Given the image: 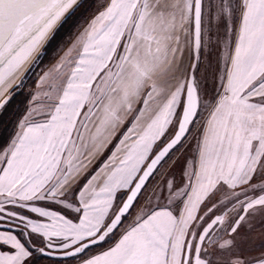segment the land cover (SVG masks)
<instances>
[{"label": "snow or ice", "instance_id": "1", "mask_svg": "<svg viewBox=\"0 0 264 264\" xmlns=\"http://www.w3.org/2000/svg\"><path fill=\"white\" fill-rule=\"evenodd\" d=\"M78 4L0 0V108ZM213 44L210 95L198 70ZM42 85L46 102L0 145V264H264L234 253L241 223L264 212V0H107ZM194 129L181 182L137 211Z\"/></svg>", "mask_w": 264, "mask_h": 264}, {"label": "rangeland", "instance_id": "2", "mask_svg": "<svg viewBox=\"0 0 264 264\" xmlns=\"http://www.w3.org/2000/svg\"><path fill=\"white\" fill-rule=\"evenodd\" d=\"M107 0H81L73 11V15L76 17L80 16L75 25L72 33L65 39V41L58 46L57 50L54 52H47V46H45L43 50V54L39 57L38 61L35 62L29 70L24 74L22 77L21 82L19 83L18 87H14L10 90L11 95L8 99L7 103L2 107L0 110V115L5 110V107L10 103L12 97L24 91L28 95V100L25 107L19 112L16 116L14 121V132L12 136L15 134L17 130V126L20 120L27 115L29 109L33 106H39L46 102L45 97L43 96L44 91L47 90V85H42L38 87L40 77L43 75L44 72L48 71L52 65H54L58 59L64 54L67 48L71 45L72 41L75 39L77 34L81 31L82 25L86 24V22L92 17V15L99 10L101 7L104 6ZM211 0H206V7L210 3ZM70 14V15H71ZM224 34V26L220 24L218 28L216 26L213 27V35H219L223 37ZM186 54V52H185ZM218 58H219V51L217 46L213 44L210 51L202 52L201 53V62L199 65L198 76L203 81V87L207 90L208 94H212V90L215 87L216 77H217V67H218ZM191 60L189 54L184 55V65L187 67L190 64ZM39 94V100L33 102V96ZM207 113L204 114L203 119H206ZM33 118L35 120L44 119V116L37 112L34 114ZM197 135V130L194 129L192 131V135L188 137L187 142L185 143V147L182 148L179 152L175 153L171 156L167 163H164L163 167L159 168L156 173L152 177H150L149 182L146 186V190H144L143 195L140 197L138 204H137V211L141 206L144 207L145 211L150 210L151 208L156 207L157 201L153 196L152 203H147V198L152 195V190L154 186H161L164 187L168 181H173L175 184H179L183 178V173L185 169V160L191 158L193 151L195 150V140L194 137ZM11 136V137H12ZM166 201L161 200L159 201L160 206H163ZM231 207V205H229ZM214 212L217 214H222L218 210V208L213 209ZM239 211V208H237ZM259 213V214H258ZM136 212H133V216H135ZM242 214V213H241ZM211 215V213H209ZM229 217L232 219L236 218V212H229ZM132 217L128 218L126 224L130 222ZM245 228L248 230L245 234V241L247 242V246L245 244L241 245V235L236 234V249H234V253H237L243 256L245 259H251L252 257H257L261 253H264V212H257L251 218H246V222H244ZM240 229V230H239ZM238 231H241L239 228ZM243 234V235H244ZM218 236L223 235V233H217ZM254 240L252 244H250L251 240ZM217 257L219 259V264H228L230 259L229 253H217ZM76 259V257L66 258V259H57L51 257H40V264H71Z\"/></svg>", "mask_w": 264, "mask_h": 264}, {"label": "trees", "instance_id": "3", "mask_svg": "<svg viewBox=\"0 0 264 264\" xmlns=\"http://www.w3.org/2000/svg\"><path fill=\"white\" fill-rule=\"evenodd\" d=\"M80 16L76 17L71 14L65 23H63L59 29L57 30L54 38L49 42L47 48V52H54L57 50L58 46L61 45L65 39L72 33L77 21ZM28 100V95L22 91L20 93L15 94L12 97L10 103L5 107V110L0 115V145L4 144L8 141L13 132H14V121L19 112L25 107ZM240 230V229H239ZM238 234H241V231H237ZM237 238V236H236ZM243 238V239H242ZM245 238V234L241 235V240L243 241ZM264 237H262L263 239ZM254 240L250 241L252 244ZM244 245V244H241ZM247 245V243H246ZM252 246V245H247Z\"/></svg>", "mask_w": 264, "mask_h": 264}, {"label": "crops", "instance_id": "4", "mask_svg": "<svg viewBox=\"0 0 264 264\" xmlns=\"http://www.w3.org/2000/svg\"><path fill=\"white\" fill-rule=\"evenodd\" d=\"M211 2H212V0L210 1V3H211ZM106 3H107V1H106ZM106 3H105V4H106ZM105 4H104V5H105ZM103 7H104V6H103ZM103 7H101L99 10H97V11L92 15V17H93L94 15H96L99 11L103 10ZM205 7H206V0H205ZM206 8H207V7H206ZM92 17H90V19L86 22V24L82 25L81 30H82L84 27L87 26L88 22L92 19ZM185 52H186L185 55H187L188 51L186 50ZM41 120H42V119H41ZM38 121H39V120H38ZM104 155L106 156V155H108V153L105 152ZM101 159H103V157H101ZM98 163H99V162H97L96 165H93V169H92V170H94L95 167L98 166ZM256 182H257V183H260L259 178L257 179ZM82 183H83V181H81V184H82ZM45 206H47L48 208H50V209H52V210L59 211V212H61L62 214L68 216V217H72V216L75 215L74 213L70 212V211L67 210V209H64V208H63L62 206H60V205L51 204V203H46ZM258 214H259V213H258ZM4 223H6V221H5ZM240 228H241V234H242V235H243L244 233H246V231L248 232V230L245 228V224H244V222L241 223ZM242 239H243V238H242ZM246 243H247V242L245 241V238H244L243 241L241 240V244H244V248H245V244H246ZM89 254H91V253H89ZM71 264H82V262H81L80 259H76V260H75L73 263H71Z\"/></svg>", "mask_w": 264, "mask_h": 264}, {"label": "water", "instance_id": "5", "mask_svg": "<svg viewBox=\"0 0 264 264\" xmlns=\"http://www.w3.org/2000/svg\"><path fill=\"white\" fill-rule=\"evenodd\" d=\"M81 0H79V2H80ZM5 105V104H4ZM2 108H0V110H1ZM48 257H51V258H57V259H66V258H64V257H62L61 255H53V256H48ZM68 258H72V257H68Z\"/></svg>", "mask_w": 264, "mask_h": 264}]
</instances>
